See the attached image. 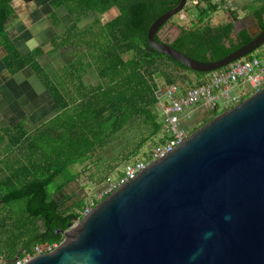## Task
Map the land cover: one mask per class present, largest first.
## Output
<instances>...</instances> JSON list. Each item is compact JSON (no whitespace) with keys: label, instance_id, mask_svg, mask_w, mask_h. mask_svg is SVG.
I'll return each instance as SVG.
<instances>
[{"label":"trees","instance_id":"obj_1","mask_svg":"<svg viewBox=\"0 0 264 264\" xmlns=\"http://www.w3.org/2000/svg\"><path fill=\"white\" fill-rule=\"evenodd\" d=\"M13 1L0 0V49L5 51L2 64L12 76L31 69L56 108L52 116L35 126H28L22 120L12 128H0V244L3 242L4 246L1 255L7 259L18 254L22 258L34 254L38 246L60 244L63 236L59 231L68 230L82 216L87 205L84 198L61 197L64 188L80 176L73 170L76 165H83L92 156L106 151L136 119L152 127L151 136L163 131V123L158 122L157 80L163 76L166 84H178L181 78L179 74L177 78L167 73L163 67L172 64L178 70L197 74L198 78L206 75L152 51L149 46L148 33L153 23L180 0H51L49 5L53 10L63 9L73 21L65 27L64 34L51 38L49 52L56 53L67 45L87 47L61 74L42 66L40 58L46 54L43 48L36 47L23 54L16 40L7 33L8 22L16 17ZM113 7H117L119 15L101 23L99 17ZM196 8L195 25L184 28L181 39L173 47L198 61L223 59L231 50L224 46L225 35L221 32L232 28V23L212 27L208 21L218 6L198 4ZM89 13L97 18L81 29L79 23ZM230 14L237 17L236 11ZM49 19L58 31L63 30L62 20L55 11ZM126 55L130 58L125 59ZM88 68L100 80L89 89L83 81L89 74ZM205 113L200 120L197 118L199 125L187 124L189 135L219 111L209 110L207 117ZM147 141L142 138L136 142L128 153H122L123 158L137 157ZM111 168L108 166L107 173ZM57 179H62V183L54 194L49 192V186ZM14 205L19 209L12 212ZM5 207L8 211L3 210ZM12 241L16 244L12 245Z\"/></svg>","mask_w":264,"mask_h":264},{"label":"water","instance_id":"obj_2","mask_svg":"<svg viewBox=\"0 0 264 264\" xmlns=\"http://www.w3.org/2000/svg\"><path fill=\"white\" fill-rule=\"evenodd\" d=\"M187 2L153 23L152 51L207 74L264 45L263 31L223 59L203 62L173 47L183 32L177 25L173 39L157 41ZM59 233L63 241L53 252L24 264H264V88L219 113Z\"/></svg>","mask_w":264,"mask_h":264},{"label":"rangeland","instance_id":"obj_3","mask_svg":"<svg viewBox=\"0 0 264 264\" xmlns=\"http://www.w3.org/2000/svg\"><path fill=\"white\" fill-rule=\"evenodd\" d=\"M38 0L32 3H27L24 0H18V3H14V6L17 9L18 15L10 20V24H8L7 29L10 32V34L14 37H17L18 35L20 37H27V39L32 38L30 34L29 28L35 24V18L37 13H41V15L46 16L49 24V29H47L45 33V37L43 42H41L42 47L47 51L44 56L40 58V62L43 65V67H47L52 69L53 71L58 70L59 74L62 73L64 67H68L71 65L79 55L83 54L84 51H87V47L84 44L80 45H67L66 47L59 48L56 53L49 52L52 49V45L50 44V38L55 35H62L64 34L65 27H68L72 23V18L67 15H65V11L63 9H58L61 17H62V23L64 25L63 30L58 31L52 24L49 19V15L51 13V8L48 6L46 7H40L37 4ZM252 0H247L239 7L236 11L237 14L242 15L246 13L249 10V7L247 5H250ZM197 5L194 3H190L187 5L189 8V11L185 10L181 12L179 15L175 17L176 20H178V23L186 29L192 28L196 23V12H197ZM203 6V5H202ZM230 9H218L216 13H214L208 23L211 26H218L221 24H226L228 21L231 20V14ZM114 14H108L105 15L104 18L101 20V23H106L114 18ZM96 18L93 14H88L84 17L83 21L79 23V27L81 29H85L87 25L93 21ZM11 28V31H10ZM28 28V29H27ZM21 48V47H20ZM22 50V49H21ZM28 50V49H26ZM3 52L0 51V58L2 57ZM130 58L129 55L125 56V59ZM163 70L167 73H170L174 76H180V74H183L184 78L187 80H191L192 83L196 82L198 75L192 74L187 71L178 70L176 69L172 64H170L168 67H163ZM89 74H87L84 78V84L89 89L92 86H95L99 83V78L97 74L93 71V69H89ZM8 72V71H7ZM9 73V72H8ZM58 74V75H59ZM11 77H15L12 75ZM17 76V75H16ZM178 78V77H177ZM199 78H204V76H200ZM18 81V79H17ZM160 84V86H164L166 84L165 79L163 76H160L157 80ZM19 82V81H18ZM17 85V84H15ZM22 85H24L22 83ZM20 86V84H19ZM28 88L25 87V89ZM14 90L19 92L20 94H23V97L19 96L20 100H16L15 103H13L14 110L13 113L15 115L16 120H12L13 123H17L19 120L24 118H30L31 125L35 126L39 124L42 120L49 118L54 114L56 104L54 103L52 97L47 93L42 100L41 99H34L32 100V96L34 95L31 93L29 89L25 91L24 89L20 87H14ZM162 92V91H161ZM160 91H158V96L162 95ZM8 98V97H7ZM30 103L27 102L29 101ZM246 99V98H245ZM244 99V100H245ZM24 102H27L29 104V108L26 109H20L18 111V106L22 105ZM34 104V105H32ZM1 105V103H0ZM222 106V104L220 103ZM2 106V105H1ZM0 106V108H1ZM26 106V105H24ZM33 107L36 108V111L39 113H32L30 110H34ZM158 122L163 123L164 115L162 113V107L160 104H158ZM35 111V112H36ZM223 111V109H222ZM196 113V112H195ZM222 113V112H220ZM208 112L205 113L204 117L208 116ZM202 117V113L198 115H194V117L189 120V126L194 127L199 125V117ZM199 118V120L197 119ZM7 121V115L0 117V123H3ZM6 123V122H5ZM152 127L150 125H145L141 123L139 119H136L135 121H132L122 132L121 136L117 138L114 143H112L109 148L106 151H103L102 153L96 154L91 157L85 164L83 165H76L74 167V171L79 172L80 176L76 182H73L69 186L65 187L64 190L61 193V197L65 198L67 196L73 197V199H79L84 198L86 200V203L88 204L90 199L96 197L101 193V191L107 189L109 187V184L114 183L118 180L120 177V174L124 172L125 167L127 164L132 162H138L142 161L145 158L149 157L151 152L156 148L160 138L161 133L155 136H151ZM142 138H147L148 141L140 151L139 155L137 157L131 158V159H124L122 153H128L134 144L136 142L140 141ZM146 154L148 156H146ZM111 165V169H109V173H107L108 166ZM114 167V168H113ZM62 183V179H57V181L49 186V192L54 193L58 191L60 184ZM102 201V200H101ZM100 201V202H101ZM69 205H72V202L68 203ZM98 204V203H97ZM8 207H5L3 210L7 209ZM18 208V205L12 206L11 211L13 212L15 209ZM9 209V208H8ZM8 209L6 211H8ZM19 209V208H18ZM17 209V210H18ZM76 224V222L74 223ZM6 238V237H4ZM16 242L12 241V245H15ZM3 242L0 244V255L4 251L3 250Z\"/></svg>","mask_w":264,"mask_h":264},{"label":"built area","instance_id":"obj_4","mask_svg":"<svg viewBox=\"0 0 264 264\" xmlns=\"http://www.w3.org/2000/svg\"><path fill=\"white\" fill-rule=\"evenodd\" d=\"M245 1L247 0H193L189 2L195 5L211 4L218 6V9L235 11ZM180 76L178 84L160 86L157 81L158 91H162V95H159V104L162 107L164 118L160 139H164V141L157 144L149 157L127 164L123 174L116 182L109 184L107 189L90 199L82 216L75 221L76 223L92 210L96 201L100 202L121 185L134 179L151 163L165 157L181 145L189 136L186 126L194 115L208 112L215 105L219 113L225 112L264 88V45L225 68L207 73L204 78H197L195 83L185 79L183 74ZM58 246V243L38 246L34 254H25V257H20L17 262L12 264H24L33 257L53 252Z\"/></svg>","mask_w":264,"mask_h":264},{"label":"crops","instance_id":"obj_5","mask_svg":"<svg viewBox=\"0 0 264 264\" xmlns=\"http://www.w3.org/2000/svg\"><path fill=\"white\" fill-rule=\"evenodd\" d=\"M18 3V0H14L12 2V6L14 7L15 11H16V16L18 15L17 13V9L14 6V3ZM20 1V0H19ZM51 0H38L37 4L40 7H49L51 8V13L53 11H55L58 16L61 18V15L59 13V11L57 10H53V8L49 5V2ZM236 11V10H235ZM237 12V11H236ZM50 13V14H51ZM95 15L94 13H90ZM111 14H114V18L115 19L118 15H119V11H111ZM112 19V20H113ZM110 20V21H112ZM35 24H33V26L31 28H27L28 30H30V34L32 38L27 39V37H23L22 41L17 40L18 37H20L19 35L17 37H14L10 34V32L7 30V33L16 41L17 46L19 47V49L22 51L23 54L28 53L29 51L33 50L36 47H41L44 49V47H42L41 42H43L44 37H45V33L47 31V29H49V24H48V20L46 18V16L41 15V13H37L36 14V18H35ZM8 24H10V21L8 22ZM7 24V26H8ZM11 31V28H10ZM52 38V37H51ZM51 38L49 40H51ZM51 44V43H50ZM21 47V48H20ZM28 49V50H26ZM0 51L3 52L2 57L0 58V103H1V108H0V117L6 116L7 115V121L0 123V128L2 127H14L15 125H17L20 121L25 120L27 122L28 126H33L31 125L30 122V118H24L19 120L17 123H13L12 120H16L15 115L13 111L14 107H13V103H15L16 100H20L19 96L23 97V94H20L19 92L14 90V87H20L22 89H24L25 91H27V89H29L31 91V93H33L34 95L32 96V100L34 99L35 101H37L36 99H41L48 93L45 89V87L43 86L42 82L38 79V77L34 74V72L27 68L24 71L20 72L19 74H17V76L15 75V77H11L12 79L10 80V74L7 72V70L5 69L4 65L2 64V58L5 56V51L3 49H0ZM45 52H47L44 49ZM51 51V50H50ZM41 63V62H40ZM43 66V65H42ZM18 79V81H17ZM22 83L24 85H22ZM17 84V85H15ZM20 84V86H19ZM28 88L25 89V87ZM49 94V93H48ZM8 97V98H7ZM27 102H31L30 98L29 101ZM27 102H24L22 105L18 106V111H20V109H26L29 108V104ZM26 105V106H24ZM34 105V104H32ZM34 110H30L32 111V113H38L36 111V108L33 107ZM36 111V112H35ZM39 114V113H38ZM21 252L25 253V251H22V248L19 249ZM20 256V254H18ZM12 259H7L4 255H0V264H7L9 261H11Z\"/></svg>","mask_w":264,"mask_h":264},{"label":"flooded vegetation","instance_id":"obj_6","mask_svg":"<svg viewBox=\"0 0 264 264\" xmlns=\"http://www.w3.org/2000/svg\"><path fill=\"white\" fill-rule=\"evenodd\" d=\"M188 4H189V0L187 2V5ZM187 5L185 7V10L187 8ZM113 10L118 11L117 7H113L106 13L102 14L99 17L100 20H102L105 15L110 14V12ZM67 15L68 13L66 12L65 15L63 16H67ZM95 16L97 18L96 14ZM175 17L165 26L164 30L156 37L158 41H160V39L163 41H170L171 39H173L176 36V30H174L175 25L183 28L178 23V20L175 19ZM247 17H251L252 25H249L245 22V18ZM60 19H62V17ZM93 21H91L88 25H90ZM228 23H232V28H230L227 31L221 32L223 35H225L224 37H222V42L228 50H231L230 54H232L233 52H235L242 46L250 43L252 40H254L255 37H257L259 34H261L264 31V0H252L251 4L249 5V10L246 13L242 15L237 14V17L236 18L232 17L231 20L228 21ZM212 27H217V26H212ZM182 34L183 32L180 34L178 38H176V40L173 43V46L175 44H178L179 40L181 39ZM253 35H255V37ZM210 61H213V60L210 59Z\"/></svg>","mask_w":264,"mask_h":264}]
</instances>
